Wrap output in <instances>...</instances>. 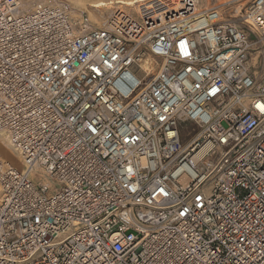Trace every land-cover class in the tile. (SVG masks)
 <instances>
[{
    "label": "built area",
    "instance_id": "built-area-1",
    "mask_svg": "<svg viewBox=\"0 0 264 264\" xmlns=\"http://www.w3.org/2000/svg\"><path fill=\"white\" fill-rule=\"evenodd\" d=\"M232 1L0 0V264H264V0Z\"/></svg>",
    "mask_w": 264,
    "mask_h": 264
},
{
    "label": "rangeland",
    "instance_id": "rangeland-1",
    "mask_svg": "<svg viewBox=\"0 0 264 264\" xmlns=\"http://www.w3.org/2000/svg\"><path fill=\"white\" fill-rule=\"evenodd\" d=\"M26 2H32L34 0H25ZM56 1V0H51ZM70 2L73 8L74 16H79L83 13L89 16L91 24L94 26H102L105 21L113 14V11L120 7L119 5H114L112 8L102 7L95 8L91 6V2H85V0H62ZM91 1V0H90ZM214 4H223L225 14L230 18H236L238 21L241 20L242 14L245 12V2H233L232 0H199L200 7H205ZM137 5L133 7H125L127 11L135 13ZM95 10V11H94ZM105 19H104V17ZM105 20V21H104ZM243 23V21H239ZM102 23V24H101ZM245 24V23H244ZM252 48L250 53V63L253 70L260 77L264 76V33L257 32L251 34ZM190 137L184 134V142H187ZM2 153V152H1ZM11 155V154H10ZM10 161L15 162V159L10 157ZM20 164V163H16ZM1 194V190H0Z\"/></svg>",
    "mask_w": 264,
    "mask_h": 264
},
{
    "label": "bare ground",
    "instance_id": "bare-ground-1",
    "mask_svg": "<svg viewBox=\"0 0 264 264\" xmlns=\"http://www.w3.org/2000/svg\"><path fill=\"white\" fill-rule=\"evenodd\" d=\"M88 1L91 2V6L95 7V8H102V7L112 8L114 5H119L120 7L125 8V7H133L136 4H138L139 2L147 1V0H91V1L85 0V2H88ZM104 19H105V17H104ZM0 155L3 158H5L6 160H8L11 164L16 166L17 168H19V169L23 168V164H22L20 156L14 151L13 148H11L5 142L4 138L1 135H0ZM10 157L14 158L15 162L20 163V164H16V163L10 161Z\"/></svg>",
    "mask_w": 264,
    "mask_h": 264
}]
</instances>
